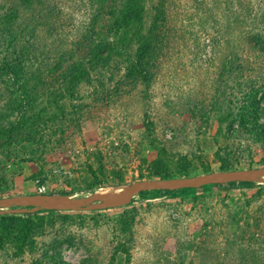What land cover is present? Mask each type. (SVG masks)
Listing matches in <instances>:
<instances>
[{"label":"rangeland","instance_id":"rangeland-1","mask_svg":"<svg viewBox=\"0 0 264 264\" xmlns=\"http://www.w3.org/2000/svg\"><path fill=\"white\" fill-rule=\"evenodd\" d=\"M223 1L166 0L163 10L148 1L146 23L160 20L152 80L126 77L127 64L115 57L65 101L75 113L64 133L1 141L0 198L92 196L121 186L112 183L120 177L128 186L149 179L158 158L172 171L189 166L191 175L264 167V113L247 114L250 126L242 125L244 102L264 107V0ZM21 4L15 17L13 0H0V66L33 42L41 51L88 25L114 36L116 15L105 9L95 18L97 1ZM10 83L0 70V110ZM99 155L106 170L97 176L89 168H98ZM245 182L148 190L103 209L16 213L24 220L8 233L0 217V264H264V180ZM23 225L32 228L21 237Z\"/></svg>","mask_w":264,"mask_h":264},{"label":"trees","instance_id":"trees-1","mask_svg":"<svg viewBox=\"0 0 264 264\" xmlns=\"http://www.w3.org/2000/svg\"><path fill=\"white\" fill-rule=\"evenodd\" d=\"M96 1L99 4L98 8L95 5ZM148 1L156 3L158 10L160 8L163 10L166 0H157V2L156 0H122L120 2L118 0H92V6H96V11L92 12L95 18L102 16L105 9L110 10L111 18L116 15L110 24L113 29L111 33L114 36H104L103 33L97 32L94 25H88L80 32L77 29L79 34L74 40L68 41L65 33L60 45L48 41L39 51L37 42H33L24 53L20 51L12 61L6 59V62L0 66V70L8 75L13 90H8L10 99L7 107L0 110V128L3 129L0 142L5 139L10 144L20 145L25 138L37 141L41 130L49 129L53 136L57 133V127H60L59 131L64 133L65 127L61 124L66 121L72 122L71 113H75V110L73 112L67 110L65 101L76 99L79 87L82 84H90L94 79V73L101 74V70L109 66L115 57H122L123 63L127 64L126 77L151 81L154 55L150 49L158 36L156 32L160 27V20L158 21V14L151 18L149 24L146 23L147 16L151 17L153 14L152 8L148 6L149 4L147 5ZM13 3L15 10L19 11L14 13L15 17H18L21 9L20 3L29 9L33 8L34 0H13ZM222 3L234 5L231 0H224ZM241 6L244 7L245 4L241 3ZM46 12L50 14L54 10L51 8ZM95 18H93V23ZM7 19L8 22H13L10 16ZM22 25V22L18 23L15 34H22ZM35 28L36 26H32L31 31H35ZM128 34H131V37L127 38ZM56 50L57 54L54 56L52 53ZM242 113V125L247 122L250 126L246 115L251 113L255 117H260L264 113V107L259 106V102H244ZM262 129L263 126L259 127L260 132ZM97 159L98 168L90 166L89 170L98 176V171L106 170V164L100 155ZM153 167L149 170V179L191 175L189 166H179L172 171L171 168L165 167L164 162L159 158L154 161ZM208 171L209 169L205 172ZM112 183L122 185L124 178H117ZM0 217L1 220L8 221L4 226L6 233L15 231L22 225L19 221L24 220L15 214H0ZM26 220L33 222L31 218ZM28 228L32 226L23 225L21 237L26 235Z\"/></svg>","mask_w":264,"mask_h":264},{"label":"water","instance_id":"water-1","mask_svg":"<svg viewBox=\"0 0 264 264\" xmlns=\"http://www.w3.org/2000/svg\"><path fill=\"white\" fill-rule=\"evenodd\" d=\"M264 180V167L212 171L209 173L168 178L142 179L133 183L118 197L101 194L82 197H62L51 200L32 195H17L0 198V214L34 213L41 210H93L129 204L143 191L156 189L195 188L208 184H225L236 181ZM8 205L22 207L3 208ZM31 205V207H27ZM2 207V208H1Z\"/></svg>","mask_w":264,"mask_h":264},{"label":"bare ground","instance_id":"bare-ground-1","mask_svg":"<svg viewBox=\"0 0 264 264\" xmlns=\"http://www.w3.org/2000/svg\"><path fill=\"white\" fill-rule=\"evenodd\" d=\"M128 187H129L128 185H121V186H118L115 190H114V188H103L97 194L106 195V196H109V197H118L121 194H123L127 190ZM46 199L55 200V199H59V198L58 197L49 196V198H46Z\"/></svg>","mask_w":264,"mask_h":264},{"label":"built area","instance_id":"built-area-1","mask_svg":"<svg viewBox=\"0 0 264 264\" xmlns=\"http://www.w3.org/2000/svg\"><path fill=\"white\" fill-rule=\"evenodd\" d=\"M40 190H42V188L40 187Z\"/></svg>","mask_w":264,"mask_h":264}]
</instances>
